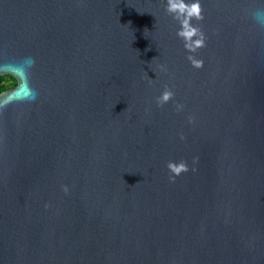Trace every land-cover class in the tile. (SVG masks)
<instances>
[{
  "label": "water",
  "instance_id": "water-1",
  "mask_svg": "<svg viewBox=\"0 0 264 264\" xmlns=\"http://www.w3.org/2000/svg\"><path fill=\"white\" fill-rule=\"evenodd\" d=\"M200 2L196 69L166 0H0V264H264V0Z\"/></svg>",
  "mask_w": 264,
  "mask_h": 264
},
{
  "label": "clouds",
  "instance_id": "clouds-1",
  "mask_svg": "<svg viewBox=\"0 0 264 264\" xmlns=\"http://www.w3.org/2000/svg\"><path fill=\"white\" fill-rule=\"evenodd\" d=\"M165 11L172 16L174 20L179 23V28L177 29L176 35L183 41V46L189 53L187 56V60L190 62L193 68L200 69L204 66V61L201 58H198L195 53L198 52L199 49L206 47L207 37L200 27L198 23H193V21H202L204 19L203 8L200 0H166ZM254 19L264 25V11H257L254 13ZM35 61L31 57L24 58L18 65V70L23 74H27L30 72L31 68L34 66ZM161 71L167 72L166 65L158 66ZM149 84L153 81L149 79ZM36 93L34 90L27 89L26 94L22 97H18L19 99H35ZM175 96L174 91L165 85L162 93L155 98L156 104L158 107H163L170 100H172ZM13 97L9 95L7 99L0 103V110H3L7 107L9 102H11ZM176 111H183L184 105L181 103H176L175 105ZM188 122L190 124L195 123V118L190 116L188 118ZM180 138L185 139L184 135L181 134ZM198 157L193 158V164L196 163ZM167 169L169 170V180L175 181V178L181 175L184 172L189 171V165L186 161H168ZM195 171V167L191 169ZM62 190L64 193L69 192L68 185H62ZM47 208L48 205L46 204Z\"/></svg>",
  "mask_w": 264,
  "mask_h": 264
},
{
  "label": "trees",
  "instance_id": "trees-1",
  "mask_svg": "<svg viewBox=\"0 0 264 264\" xmlns=\"http://www.w3.org/2000/svg\"><path fill=\"white\" fill-rule=\"evenodd\" d=\"M14 85H16V80L11 75L6 74L0 76V93Z\"/></svg>",
  "mask_w": 264,
  "mask_h": 264
}]
</instances>
